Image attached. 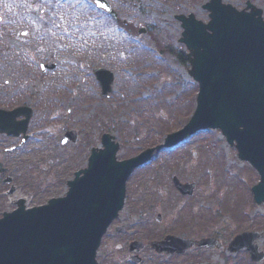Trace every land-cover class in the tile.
I'll list each match as a JSON object with an SVG mask.
<instances>
[{"label":"rangeland","instance_id":"obj_1","mask_svg":"<svg viewBox=\"0 0 264 264\" xmlns=\"http://www.w3.org/2000/svg\"><path fill=\"white\" fill-rule=\"evenodd\" d=\"M43 1L0 0V104L7 106L9 101L13 102L15 90L18 94L25 91L22 100L26 102L34 103L39 98L40 89L44 88L37 81L24 77L27 82H21L20 88L6 84L8 81L12 83L13 62L19 59L12 57L10 51L32 50L34 44L36 49L46 51L44 59L61 62L63 81L73 83L69 101L56 102L52 110L51 105L48 106L51 110L48 116H55L47 126L50 134L48 150L31 151L29 154L31 181L35 188L44 183L42 187L51 190L48 198L66 190L65 184L61 183L65 176L70 177L73 172L87 166L92 147H101L104 133L117 137L121 143L118 158L127 159L146 147L162 144L167 134L181 129L189 121L195 108L198 85L191 81L189 66H182L171 54L160 56L159 52L169 47L180 46L183 49L179 43L183 29L177 15L193 13L197 19L206 22L208 13L201 3L187 0H136L135 8L129 12L133 18L127 30L115 31L112 28L114 23L109 27L107 22L106 27L102 20L93 25H79L80 36L68 37L70 32L64 31L68 22L64 25L49 24L48 27L41 25ZM261 1L264 7V0ZM137 2L144 10H140ZM77 18L76 23H79L83 16L79 14ZM140 27L150 31L139 35ZM25 29L32 35L31 39L21 36ZM39 37L46 38L47 42L37 44ZM105 44L110 49L109 53H102ZM139 45L149 47V52ZM91 56L93 58L89 61ZM97 67L114 71L117 79L114 89L117 87V96L123 95V104L114 98L108 102L100 99L94 85L98 81L92 78ZM58 74L56 72L54 76ZM49 81L54 80L49 77ZM58 85H63V82ZM58 85L54 82L50 87L56 89ZM48 99L54 101L56 98ZM64 111L71 120H67L66 113L62 116ZM70 111L73 112L69 114ZM105 121L109 124L105 125ZM63 128L75 129L80 135L81 146L63 149L58 145L52 135ZM153 157L151 163L140 168L135 177L133 175L131 183L142 180L138 184H145L148 194L156 186L159 193L154 190V196L165 202L168 208L164 206L146 215L143 219L146 227L157 225L155 217L159 212L165 219L162 226H166L182 210L177 205L184 201L178 195L174 199L171 181H166V184L163 181L165 177L178 176L183 181H195L199 187L191 200L192 210L199 217L195 222L205 224L209 233L216 231L223 241H227L247 230L264 232V204L257 206L252 195V188L260 179L259 174L249 163L239 159L237 150L228 145L220 131L198 132L176 148L155 152ZM57 158L61 161L58 162ZM65 160L69 164L64 163ZM59 187L63 189L57 191ZM172 200L174 203H170ZM128 220L130 222V218ZM257 243L264 253V236ZM232 254L217 252L212 258L219 264H226L227 258L228 264H264V260L252 262L246 250Z\"/></svg>","mask_w":264,"mask_h":264},{"label":"water","instance_id":"obj_2","mask_svg":"<svg viewBox=\"0 0 264 264\" xmlns=\"http://www.w3.org/2000/svg\"><path fill=\"white\" fill-rule=\"evenodd\" d=\"M98 5L111 10L106 1ZM204 9L210 12L209 23L194 14L178 17L184 29L180 41L189 51V73L199 83L197 107L190 121L167 135L163 144L121 162L117 160L119 144L113 136L104 135V149L92 151L87 168L76 172L65 197L31 209L22 205L4 214L0 219V264H98L97 250L124 206L131 172L155 151L204 129H219L228 144L236 147L239 158L258 171L261 180L252 193L257 205L264 203V20L261 11H238L223 5L222 0H213ZM95 73L103 92L112 91L113 73L101 68ZM175 184L183 194H192L195 188L194 183L183 185L177 179ZM262 236L240 234L229 249L235 252L247 247L252 259L261 261L264 254L253 243ZM175 241L185 243L184 247L194 244ZM208 241L198 244L208 247ZM154 245L172 251L166 242Z\"/></svg>","mask_w":264,"mask_h":264},{"label":"flooded vegetation","instance_id":"obj_3","mask_svg":"<svg viewBox=\"0 0 264 264\" xmlns=\"http://www.w3.org/2000/svg\"><path fill=\"white\" fill-rule=\"evenodd\" d=\"M102 1H106L111 6V8L117 13V17H113L111 12L99 7L98 4ZM135 1L136 0H45L42 2L43 7L40 14V18L42 19L41 25L43 27H48L49 24L53 25L58 23L59 25H64L68 22V26L66 25L67 29L64 30L70 32V35H67L68 37L80 36L78 33L79 28H77L79 25H93L102 20L106 23V27L108 26V23H110L109 27L114 23L112 28H118L122 31L127 30V27L131 26L129 24H131V19L133 18L130 16L129 12L131 9L133 10L135 8ZM187 1L201 3L203 6L211 0ZM222 3L232 5L240 10L247 9L251 12H257L260 10L262 17L264 18V7H262L261 0H222ZM138 7L141 11L144 10L141 3H138ZM79 14L83 16L84 21L82 22V19L79 23H76V21L79 20L77 18ZM149 31L148 28L141 27L140 32L143 34H138L146 35ZM25 37H30L31 39L32 35L28 33ZM36 42L37 44H43L47 41L46 38L39 37ZM33 47L34 49L32 50L25 49L13 52L10 51L12 57L16 56L19 57V59L13 62V70L11 71V74L13 75L12 83L8 81L6 84H12V87L17 85L18 88H20L21 82H27L25 80L26 78L32 82H39V86L44 89H40L39 98L36 99L34 103L22 100L25 96V91H19L18 94V90H15L13 95L16 99L13 102L9 101L10 104L8 103L9 105L7 106L0 104V111H4L3 113L0 112V218L5 213L12 212L22 205L31 208L44 205L51 198L64 197L69 182L74 179L75 173L81 170L79 169L73 172L70 177L65 176L61 180V183L65 184L66 190L64 189L62 193L55 197L47 198V195L51 190H46L45 187H42L44 183H39L35 188V184L31 181L30 169L28 168L30 162L29 154L31 151L46 152L49 146L48 136L50 134L47 132V126L49 122L54 121L53 118L55 116H48V111H51L52 105H56V102L58 101H69L68 97L70 91L74 90L72 82L68 83L63 81L61 62H57L56 60H52L51 62L47 61L44 59L46 51L36 49V44H34ZM109 50V47L105 44L104 48H102V53H107ZM161 51L165 54L167 51L173 52V49L169 47ZM106 56H108V54ZM92 58L93 56H91L89 61ZM49 64H55V67L46 68L44 71L42 66L44 65L46 67ZM97 68H103L114 73V71L105 67ZM95 69L96 68L93 70L94 74H92V78L94 81H98L97 83L95 82L94 85L97 87L100 99L108 102L114 98L115 101L121 100V103L123 104V95L117 96V87L114 89L117 79L115 78L113 91L104 93L102 85L95 73ZM56 72H59V74L54 76V73ZM49 77L54 81L47 82ZM54 82L55 85L63 82V85H58V88L56 89L51 88L50 85ZM49 97H55L56 99L54 101L52 100V102L48 99ZM49 105H51V110L48 109ZM72 112L73 111H70L69 114ZM62 113V116L66 113L67 120H71V117L67 116V111ZM1 123L4 124V128H1ZM104 124L108 125L109 123L105 121ZM68 126L69 125H67V127ZM61 132H64L63 135ZM69 132H74V135L67 136ZM53 135L52 138L54 141L63 149H74L75 147L81 146L80 135L73 128L67 130L66 128H63V130H59ZM65 138L66 142L64 141ZM52 145L55 147V144L52 143ZM88 158L89 156L87 157V161ZM153 158L154 157H152V159ZM57 161L60 162L61 159L57 158ZM65 162L69 164L68 160H65L64 163ZM149 163L151 162L148 161L141 167L136 168L130 174L129 180L126 184L124 209L122 210L120 217L113 221L103 236L102 244L97 256L98 264H219L212 258L213 254L217 252L229 253L230 243L235 236L232 240L223 241L216 231L209 233L205 224L200 221L195 222V218L199 219V217L196 212L192 210L194 205L191 200L196 196V193L199 190L198 186L195 187L192 195L182 194L178 190L177 185H175L174 180L176 176H173L172 178L168 177V179L165 177L163 180L164 184H166V181H171L173 189L171 192L175 195L174 199H176V195H178L177 197L180 198L181 201H184L181 205H177L181 206L182 210L175 218H172L166 223V226H162L165 219L160 212L155 217L157 223L156 226L146 227L144 225L143 219L146 215L151 214L155 209L163 208L164 206L165 208H168L165 202L154 196V190L158 192L156 186L149 190L150 194H148L145 189V184H138L142 180L137 183H131L133 181V175L135 177L138 174L139 169L145 165L147 166ZM44 167L48 168V166ZM181 181L182 183L188 182ZM52 188L53 186L50 187V189ZM60 189L63 188L59 187L57 191ZM172 202L174 203L173 200L170 203ZM191 213L193 216H190ZM128 218H130V222ZM213 228L216 227L214 226ZM175 238L183 240L184 242H193L196 244H193L190 247H184L182 244L185 243L180 244L178 241H175ZM205 240H210L206 243L209 245L208 247L200 246L198 244ZM162 242L170 244L172 251L163 250L162 245H154L155 243ZM175 245L180 247V250H177ZM244 250L247 251V249ZM248 254L250 256L249 252ZM251 261L256 263L255 260ZM226 264H228V258L226 259Z\"/></svg>","mask_w":264,"mask_h":264},{"label":"trees","instance_id":"obj_4","mask_svg":"<svg viewBox=\"0 0 264 264\" xmlns=\"http://www.w3.org/2000/svg\"><path fill=\"white\" fill-rule=\"evenodd\" d=\"M176 60L181 63H186V57L184 53H179L176 57Z\"/></svg>","mask_w":264,"mask_h":264}]
</instances>
